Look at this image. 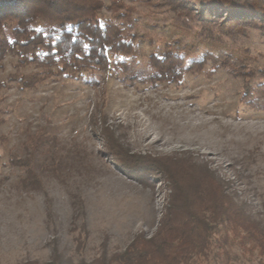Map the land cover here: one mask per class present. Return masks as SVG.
<instances>
[{"label":"rangeland","instance_id":"obj_1","mask_svg":"<svg viewBox=\"0 0 264 264\" xmlns=\"http://www.w3.org/2000/svg\"><path fill=\"white\" fill-rule=\"evenodd\" d=\"M124 1L138 18L142 42L120 71L93 79L59 76L35 88L10 82L0 92V264H45L55 243L70 264H90L124 250L139 233H154L168 200L167 184L159 176L144 179L122 169L102 127L133 152L185 153L207 161L264 226V111L244 106L241 78L225 68L212 72L211 63L180 83L154 80L146 55L154 42L180 38L193 49L205 41L151 0ZM226 40L252 64H264L258 30ZM19 65L9 53L0 79L18 68L36 69ZM39 131L59 139L58 166L40 170L42 184L31 187L9 156L24 154L25 140ZM230 256V264H264L251 243H236Z\"/></svg>","mask_w":264,"mask_h":264},{"label":"trees","instance_id":"obj_2","mask_svg":"<svg viewBox=\"0 0 264 264\" xmlns=\"http://www.w3.org/2000/svg\"><path fill=\"white\" fill-rule=\"evenodd\" d=\"M151 1L173 11L177 22L195 29L205 41L193 49L182 46L180 38L154 42L146 54L154 80L180 83L187 73L200 72L211 63L212 72L225 68L241 78L244 106L264 111V64H252L226 40L253 30L264 36V0ZM104 9L109 15L102 13ZM138 24L133 7L124 0H0V72L9 53L21 66L36 67L28 72L18 68L1 78L0 92L10 82L35 88L59 76L93 79L97 73L118 72L141 49ZM3 99L0 96V105ZM3 110L0 106V126ZM102 130L108 151L122 169L144 179L159 176L169 192L153 234L139 233L124 250L104 253L90 264H230L236 243L244 247L251 243L264 255V226L252 217L231 182L207 161L185 153L133 152L108 128ZM58 143L56 135L39 131L25 140L24 154H10L9 163L24 172L25 185L40 186L44 167L55 170ZM45 264H70V260L55 243Z\"/></svg>","mask_w":264,"mask_h":264}]
</instances>
